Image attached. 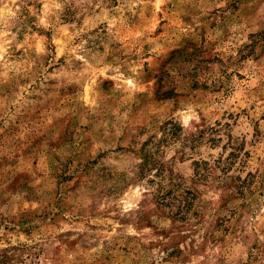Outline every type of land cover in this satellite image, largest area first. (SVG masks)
<instances>
[{
  "label": "rangeland",
  "instance_id": "1",
  "mask_svg": "<svg viewBox=\"0 0 264 264\" xmlns=\"http://www.w3.org/2000/svg\"><path fill=\"white\" fill-rule=\"evenodd\" d=\"M0 264H264V0H0Z\"/></svg>",
  "mask_w": 264,
  "mask_h": 264
}]
</instances>
